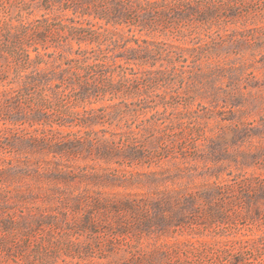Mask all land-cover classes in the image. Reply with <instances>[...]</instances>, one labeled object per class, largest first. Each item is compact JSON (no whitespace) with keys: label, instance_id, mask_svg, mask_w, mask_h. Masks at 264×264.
<instances>
[{"label":"rangeland","instance_id":"obj_1","mask_svg":"<svg viewBox=\"0 0 264 264\" xmlns=\"http://www.w3.org/2000/svg\"><path fill=\"white\" fill-rule=\"evenodd\" d=\"M45 1L0 0V77L2 72L8 76L0 80V264H233L239 244L230 240L256 237L264 227L235 222L223 235L210 234L199 219L191 231V218L184 219L186 226L175 216L162 222L153 208L152 227L140 221L130 234L117 233L109 204L113 198L154 202L180 192L202 193L239 174L264 175L263 169L242 165V154L255 151L264 136L258 131L264 115V45L261 50L249 45L250 38L260 36L258 28L244 18L210 30L187 19L174 29L106 25L92 16L81 20L80 9L65 8V0H48L52 6L45 10ZM44 18L47 23L36 27ZM72 20L76 26L93 24L94 43L77 42ZM36 30L44 36L35 37ZM16 38L38 39L42 61L33 45L31 64L24 69L11 51ZM161 43L159 53L155 50ZM138 44L151 50L140 69L165 68L162 85L154 92L163 96L156 113L133 112L122 97L109 93L77 101L64 125L45 110L36 112L33 121L15 113L28 110L27 105L36 108L35 100H18L6 85L17 73L48 72L53 59L76 57L81 47L107 53V77L116 84L125 68L131 72L125 59ZM206 48L214 53L209 56ZM52 110L63 107L58 103ZM128 132L140 145L136 150L149 148V158L121 163L117 148ZM51 137L72 141L73 151L54 154L30 140L45 138L48 143ZM102 146L111 155L103 154ZM57 171L65 174L63 181L53 178ZM129 216L126 212V225L133 223ZM249 259L244 264H264V251L251 253Z\"/></svg>","mask_w":264,"mask_h":264},{"label":"trees","instance_id":"obj_2","mask_svg":"<svg viewBox=\"0 0 264 264\" xmlns=\"http://www.w3.org/2000/svg\"><path fill=\"white\" fill-rule=\"evenodd\" d=\"M85 3L83 0H65L64 7L72 9L74 12L80 9L78 11L81 20L84 16H92L93 18L105 20L106 25L127 22L142 28L149 27L152 24H161L164 29L167 27L174 29L183 19H187L191 22H200L210 30L214 25H220V22L228 24L244 18L246 23V20L250 19L249 25H253V28H258L260 31V36L250 38L251 42L248 41L250 48L261 50L264 45V0H100V2L87 0ZM51 6L52 4L48 3L47 0L42 7L46 10L50 9ZM71 22L70 30L74 36H77L78 43L83 41H87V43L93 41L94 43L97 34L92 29L93 24L88 21V26L84 27L82 22L79 26L74 25L73 20ZM45 23H47L46 18L39 20L36 27H40ZM46 25L50 26L51 24ZM28 26L22 28L24 33L21 34L25 35ZM36 31L37 34H34V36L38 39L44 36V31ZM38 39L21 42L22 38H16V41L11 44V51L17 59L19 58L22 61L24 69L27 68L25 66L31 64L32 59L29 51L33 45L32 51L37 53L36 59L42 61ZM41 39L43 40V38ZM211 47H214L213 42ZM156 48L155 51L158 50L160 53L163 44L161 43V46L157 44ZM43 49H46V47L43 46ZM205 51L209 52L210 56L214 53V48L211 50H208V48L203 49V52ZM131 53L132 55L125 59V63L132 66V68H129L131 72H126L127 68H125L116 84L112 83L107 77L108 68H106L105 62L107 53L100 50L99 54H96L94 50L81 47L78 48L76 57L62 61L60 60L62 57L59 55L58 60L53 59V67L48 72L37 69L34 75L31 72L28 74L17 73V77L8 79L6 85L10 86L9 90L18 100H23L25 103L35 100L36 108L27 105L28 110L23 111L18 108L15 113L23 115L24 119L33 121L36 112L41 113L45 110L48 112V116H56L58 120H61L59 124L64 125L65 116L73 117L70 108L74 107L77 101L83 100L84 97L89 95L104 96L107 93L111 94V98L122 97L123 101L125 100L122 103H125L127 109L133 112L155 109L156 113L162 95L154 92L158 85L159 87L162 85L160 81L163 80L165 75V68L161 69L160 66L157 70L152 68L140 69V65L147 64L148 59L151 58V50L148 49V46L138 44L137 48L132 50ZM133 53H135V56H133ZM136 66L139 67L137 70L134 69ZM1 74V81L8 78L5 73L2 72ZM199 74H201L200 71ZM53 81L56 82L53 83ZM35 89H38L36 94L33 91L31 92ZM120 92L121 95H118ZM126 99H129V102H126ZM6 100L8 101V99ZM58 103L63 107L61 112L52 110L53 106ZM49 111H51V114ZM259 121L262 129L258 131L264 133V115ZM246 133L250 138L251 134L248 131ZM127 134L124 142L117 148V157H121V163L127 162V160V163H130L132 158L140 161L142 156L149 158V148L141 149L142 151L136 150L140 145H137L138 142L136 144V138L132 134L129 132ZM260 137H262V140L259 141L255 151H247L242 154V165H246V167L256 166L258 169L264 170V136ZM30 140L41 146L40 149H45L47 146L50 149L49 152L54 154H65L73 151V142L69 140L55 137H51L48 143H46L45 138H32ZM102 147L103 154L107 152L111 155L109 148ZM51 169L55 170L53 166ZM54 174L56 176L53 178L57 181L65 179L63 172L57 171ZM163 197L154 202L145 198H113L109 204V212H112L114 218V232L130 234L134 228H138L140 221L141 224L145 223L143 226L149 229L153 225L151 224L153 208L157 209V218L162 222L167 220L168 223L175 216L179 222L183 223L182 225H185L184 219L191 218L192 221L189 226L191 231L194 229L193 225H200L199 219L205 225L202 230H209L210 234L223 235L229 230L230 224L235 222L241 225L249 224L264 227L263 174L251 176L239 174L231 176L225 181L215 183L202 193L180 192L176 194V197H171L172 200L171 198L167 199L166 195ZM199 199H202L205 203L196 204ZM168 208L170 210L166 214ZM126 212L131 214L129 218H133V223L126 225V222H123ZM174 225L177 227L180 223ZM243 236V239L230 240V243L239 244V252L233 255V257H236L233 264H244L247 260H250L249 255L251 253L264 251V230L260 235L253 238ZM246 255H248V258Z\"/></svg>","mask_w":264,"mask_h":264}]
</instances>
